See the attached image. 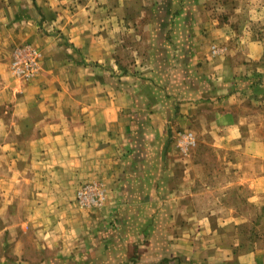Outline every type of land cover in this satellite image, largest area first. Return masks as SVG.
I'll use <instances>...</instances> for the list:
<instances>
[{"label": "crops", "instance_id": "crops-1", "mask_svg": "<svg viewBox=\"0 0 264 264\" xmlns=\"http://www.w3.org/2000/svg\"><path fill=\"white\" fill-rule=\"evenodd\" d=\"M205 2L0 0V264H91L95 228L113 210L136 250L106 245L103 264H264V122L242 109L246 98L264 105V64L261 83L235 86L245 64L210 50L226 37ZM23 46L40 54L28 80L10 67ZM249 47L245 61L262 57ZM164 66L198 87L165 91ZM204 130L215 166L190 152ZM88 182L103 185L102 212L50 216L74 209ZM19 202L23 220L11 216ZM73 241L89 254L70 253Z\"/></svg>", "mask_w": 264, "mask_h": 264}, {"label": "rangeland", "instance_id": "rangeland-1", "mask_svg": "<svg viewBox=\"0 0 264 264\" xmlns=\"http://www.w3.org/2000/svg\"><path fill=\"white\" fill-rule=\"evenodd\" d=\"M205 9H207L209 16H210L209 18L211 19V21H213V23H216L218 26L223 27V30H224L223 32L225 33V37H226L225 41H223V39L221 38L218 39L216 46L219 49V51L215 52V54L216 53H220V55H223L225 53L228 54V52L231 50L232 51L231 58H233V60L237 62L238 64L242 62L245 64V67L243 68L241 72L242 75L241 74L238 75V76H241V81L238 78V81L236 82L235 86H237L238 89L243 90L244 93H246L245 91H247L248 85H247V82H243V76H246V77L249 76V78L252 80L254 84L261 83L262 75L261 73H258L257 70L259 68L260 63L262 66L264 64V0H206ZM213 44L215 45L216 43H213ZM251 45H257L258 47L261 48L262 57L258 60L247 62L245 61L247 60L246 54L250 50L249 46ZM213 47L214 46H212V48ZM212 48L210 47V50ZM226 54L224 56H226ZM39 67H40V63H39ZM171 70L172 69H170L169 66H164L161 69L162 79L161 81H159V86L161 87L163 86L165 91H167L168 89L171 90V87L175 90H178V88L181 89L184 86L188 89L198 87V84L194 82H187L185 84L182 79L178 78L182 76L183 73H179V74L178 72L173 73L171 72ZM194 73H195V70L193 74ZM255 74H257L258 77H254ZM259 77L260 79H258ZM173 78L175 79L173 80ZM175 97L177 98V100H179L178 99L179 95ZM182 97L183 96H181L180 99H182ZM205 102L202 103L203 105L202 108L204 107V110H205L202 113V115H204L207 112V109L210 108V106H212L211 104H209V101H207V104ZM242 106L244 107L242 109L245 110L246 112L256 109L258 113L261 115V118L260 116L259 118L264 122V105L263 104L253 105V103L249 99L246 98L243 101ZM209 110L210 109H208V112ZM206 116H207V120H211V113H207ZM198 127H200V124ZM175 131H176V135L182 132L180 131V129H176ZM204 131H206L203 133L204 134L203 138L205 139L204 143L201 146L193 145L190 152L194 153L195 158L197 160L199 159L200 155L208 157L210 159L209 161L215 166L216 163L214 159H215V155L217 154L216 153L217 150L216 148H214V145H211V142H210V137L212 135V134L210 135V133H213V130H204ZM262 132L264 134V128L262 129ZM88 183H91V182H88ZM98 183L103 187V185L100 182ZM106 197H107V194L105 192V199ZM105 204L103 202L100 206L94 207V208H87V207L80 206L79 203L77 202L76 193H75L74 209L72 208L64 209V210L58 209V210H54L52 213L49 212V214L51 216L54 214L56 215L57 212H63V215L68 216L69 220H89L88 217L85 215V213L88 215L95 214V212L100 213V211L102 212V209L104 208ZM25 211L26 210H24L22 207V202H19L16 208L13 211H11L12 219L23 220ZM115 212L116 214H118V217L116 218L113 217L112 219H110L108 213H105L107 216L104 219L100 217L101 219H99V222H102L103 220V223L100 224V227L99 226L96 227L95 232L93 233L95 235L94 247L92 245L88 246L87 242L85 243V241L84 242L73 241L71 243L66 242L64 245H67L70 247L69 252L72 254H76V253L78 254L79 252H81V254H84V253L89 254L90 247L92 246L93 250H91V252L95 251L96 253L92 252V257L89 259L90 261L88 260V263H91V264L92 263L103 264L104 260H102L101 255H102V251L104 252V246L106 245L111 249L110 253H125L128 250V251H131V253L135 255V250H136L135 242L133 244V249L127 247V244H126L127 238L119 235L118 233L119 230H121V228L119 227V222L121 219L119 217L120 215L119 211L113 210L112 215ZM39 215H40L39 210H34V209L32 210L33 218L37 216L36 218L38 220ZM2 220H9L7 213H5L4 216H2ZM108 222L111 223L110 226H107ZM83 228L81 227L78 228V226H76V228L74 229L75 231L78 230L79 234H81L82 236ZM87 229L85 231H87ZM134 229L135 228L133 227V230ZM65 231L67 230L65 229ZM69 231L72 232L73 231L72 228H70ZM66 234H68V232ZM89 234H90V231H89ZM72 236H74L73 238H75V235H72ZM129 238H132V236H130ZM65 252H68L67 249H65ZM106 252H107V249H106ZM98 254L100 257L98 256ZM111 260H113L114 262L113 264H123V262H127V261L133 264L135 263V259L126 260V259L112 258ZM77 261L79 264L86 262L85 259H80V260L78 259ZM74 263L78 264L77 262H74Z\"/></svg>", "mask_w": 264, "mask_h": 264}, {"label": "built area", "instance_id": "built-area-1", "mask_svg": "<svg viewBox=\"0 0 264 264\" xmlns=\"http://www.w3.org/2000/svg\"><path fill=\"white\" fill-rule=\"evenodd\" d=\"M212 49L214 53L219 51L215 47ZM39 60L40 54L37 49L31 46L17 48L12 56L11 71L17 78L31 79L38 72ZM76 199L80 206L94 208L104 202L105 192L97 182L86 183L77 189Z\"/></svg>", "mask_w": 264, "mask_h": 264}]
</instances>
